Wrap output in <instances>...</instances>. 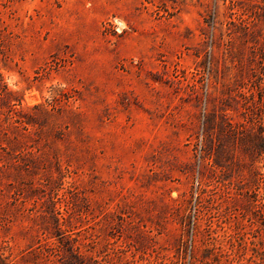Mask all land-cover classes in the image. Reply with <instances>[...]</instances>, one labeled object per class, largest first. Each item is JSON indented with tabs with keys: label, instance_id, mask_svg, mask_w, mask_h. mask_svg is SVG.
Returning <instances> with one entry per match:
<instances>
[{
	"label": "rangeland",
	"instance_id": "rangeland-1",
	"mask_svg": "<svg viewBox=\"0 0 264 264\" xmlns=\"http://www.w3.org/2000/svg\"><path fill=\"white\" fill-rule=\"evenodd\" d=\"M0 264H264V0H0Z\"/></svg>",
	"mask_w": 264,
	"mask_h": 264
}]
</instances>
